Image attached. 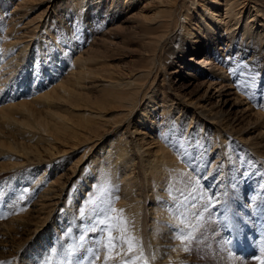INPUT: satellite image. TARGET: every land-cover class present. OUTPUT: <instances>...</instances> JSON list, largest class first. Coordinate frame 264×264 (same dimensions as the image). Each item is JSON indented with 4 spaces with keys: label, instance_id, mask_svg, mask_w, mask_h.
<instances>
[{
    "label": "bare ground",
    "instance_id": "obj_1",
    "mask_svg": "<svg viewBox=\"0 0 264 264\" xmlns=\"http://www.w3.org/2000/svg\"><path fill=\"white\" fill-rule=\"evenodd\" d=\"M35 1L37 0H19L13 6L14 8L7 14L3 40L0 43L2 50L0 53V96L6 94V97L9 95L13 97L16 94L15 91L4 93L2 90V87L7 86V83L12 82L11 80L17 79L20 88H23L22 84L29 82V77L28 80L22 81L19 74L27 76L30 66V75L33 74L32 83L36 76L46 70V73L41 75L42 81L40 79L38 83L41 86L45 83V77L50 76L53 70L56 74L58 73L55 79L53 78L50 82L51 84L47 85V88L41 89L42 92L38 94L35 92V95L32 96L35 97L32 100L34 104L36 98L46 102L41 110L34 109L31 102L26 104L27 102L21 99L18 102H9L4 106L6 111H0V158L12 156L20 162L23 159L22 165L40 163L41 159L36 145L43 142L51 147L52 142H56L55 140L71 141L72 146L85 145L87 158L91 154L94 142L100 138L99 134L107 133L106 129L111 132L115 131L118 126L127 123L129 115L133 114L137 105H143L144 100L147 101L144 110L147 109L148 103L153 102L152 95H146L145 86L140 83L147 74H150L149 71L130 69L125 74L115 70H110V72L106 65H92V62L96 60L107 61L112 58L111 53L117 48L118 43V35L117 33L112 34V30L121 31L126 28L125 24L135 22L134 17L143 20L141 12L144 7L149 5L157 10V15L161 13L166 15L149 25L148 28H146L147 25L140 28L136 26L134 30L125 32L123 38L128 41H142L146 45L144 55L149 63H155L158 54L165 50L168 42L178 54L173 58L174 60L171 59V64L177 62L175 58L184 59L183 56L189 49L193 50V55H197L200 53L198 49L203 47L205 55L199 60H196L193 55L187 59L188 62H192L191 69L186 73L187 80L180 86L170 84L173 87L172 97H164L156 103V108L161 110L158 117L148 120L145 125L137 120L138 128L131 130L128 122L121 132L119 130L115 136L108 140L107 146L90 174L91 182L86 185L92 189L94 181H97L105 173L108 175L112 185L119 189L120 199L116 202L115 207L124 209V214L133 220L135 234L141 238L146 252L151 255L153 250H158L157 260L151 264H180L181 261H186L188 264L193 257L190 258L189 254L179 251V241L171 239L168 227L169 224H180V220L177 219L179 213L171 207L173 197L178 195L175 189H172L173 195L169 194V189L173 184L175 188H182L187 192L193 187L191 181L199 178L204 184L201 185L200 181V187L196 192L197 196L200 195L201 190L205 198L216 193L217 200L222 202L223 206L232 207L234 211L245 210L247 212L248 203L253 199V193L256 192L257 186L261 185L264 179V109L261 108L253 114H247V110H251L250 105H247L246 108H239L242 96H245L246 99L251 98L253 103L256 100H261V106L264 107V46H260L262 42L260 35L257 32L254 34V25L249 19L254 16L253 13L256 15L263 12L264 0H225L223 18L221 19L226 20L223 36H231V39L226 38L228 43L222 42L225 48L218 47L217 42L214 43L215 39L208 40V45L198 46L199 41L196 37L193 39V34L188 29L190 24L183 25L188 18V12L198 4L197 0H187L182 7L183 10L179 12L181 23L178 25L179 32L177 34L175 31L168 34L167 30L172 22V13L177 11L175 6L184 0H145L146 4L142 8L140 7L139 11L133 12L127 19H122L119 24H113L106 31L102 27L103 19L96 22L94 28H100L99 33L102 35H93L86 41L89 44L86 47L78 45L76 51L78 53L73 56L70 65L69 60L66 62V53L62 54L65 52L64 47L70 51L69 44L59 45L61 50L58 52L54 48V52L53 47L39 48L38 42H36L29 51L27 42L40 17V13L28 16ZM84 1L86 0H79L80 8L86 7L89 3L86 2L83 5ZM124 1L127 5L135 2V0ZM250 3L253 4L250 5ZM85 11L88 12V8ZM207 14L210 21L216 15L213 12ZM243 19L244 24H241V30L237 31V26ZM48 20L49 16L46 18L44 26ZM208 29L209 24L205 23L203 31ZM106 34L111 35L106 38L104 36ZM181 35L192 42L183 39ZM95 44L100 47V50L94 55L92 45ZM191 44H196V46L190 48ZM230 46L233 51L228 53V57H217V52H225L226 49L229 51ZM24 48L30 57L26 61L21 57L23 62L16 64L15 58L20 57L19 53ZM62 55H65L63 61L68 65L67 71H63V68H56L59 66L58 61ZM218 61L224 65H220ZM179 68L181 67L177 65L174 69H170L167 79L171 75L178 76ZM235 69L237 70L235 71ZM232 72H234L235 78L229 75ZM250 74H255L254 82ZM249 84L252 86L248 87ZM31 89L33 90V88ZM175 89L180 91L175 92ZM12 92L14 93L12 94ZM89 95L92 96V99ZM193 104L204 108V110L197 109L198 111L194 110L193 112L205 122L212 123L214 130L217 131L211 140L201 130L198 133L194 130L188 132V126L187 128L184 126L181 118L184 112L183 107H190ZM113 109L117 110L112 115L104 114ZM208 109L212 113L211 117L207 115L209 114ZM42 116L46 117L47 121L39 123ZM116 117L122 119H116ZM139 118L143 119L140 116ZM75 121H78V124L75 125ZM148 124L151 126L157 124L155 134L149 132ZM3 126L7 128V132L3 131ZM197 128L200 129L199 125H196ZM23 129L25 133L34 129L39 134L34 135L33 145L29 146L28 152H24L26 158L21 159L18 155L7 151L14 149L15 144L10 141L4 142V140L7 138L15 140L20 130ZM127 135L131 137L130 140L126 139ZM180 137L184 138L183 143L188 157L190 159L195 157V163L199 165L195 172L182 162V158L177 155V150L170 146L181 142ZM220 146L222 148L218 150ZM46 150L48 154L52 155L54 147ZM212 151L213 153H211ZM227 162L228 164H226ZM0 170H3L1 164ZM61 176L62 174L51 183L50 188L46 184L47 180L44 181L41 177L32 184L27 178L19 181L16 185L17 188L28 187L29 193L33 190L24 214L31 217L32 213L52 208L59 203L63 188L57 183ZM189 176L191 181H189ZM80 177L79 179H81ZM42 185H46V189L40 192ZM74 186L73 184L72 188ZM72 188L66 195L65 210L60 209V213L52 221L54 222L56 218L58 221L61 219L69 221L68 226L71 224L75 230L78 227L77 220L74 219L78 216V207L86 199L90 190L81 193V189H76L75 192L72 191ZM12 193L14 192L11 189L10 194ZM77 200L75 215L65 213L68 203L73 211ZM147 202L150 203L149 210L151 212V219L148 220L150 221L149 225L141 210L143 204ZM232 202L236 204L230 205ZM259 204H264V199H259L257 205ZM214 209L217 214L219 207L215 206ZM211 210L203 213L205 220L201 229L207 224V219L211 218L213 213ZM193 223H196V220H193ZM37 225L36 223L32 224L25 217H21V212L19 216L15 214L12 218L1 219L0 261H4L5 264H9V262L10 264H33L41 259L39 255L47 253L49 246L57 245L56 235L50 234L49 239L40 246L35 247L34 245V249L24 248L27 243H20V235L28 237ZM205 227L207 228V226ZM38 229L43 231V225L39 224ZM65 229L67 228L62 227L61 231L65 232ZM200 233L198 234L199 240L201 239ZM149 245H151L150 248ZM201 245V240L198 244H194V251L191 255L195 254L197 247ZM169 247H176L178 250L166 251Z\"/></svg>",
    "mask_w": 264,
    "mask_h": 264
},
{
    "label": "rangeland",
    "instance_id": "obj_2",
    "mask_svg": "<svg viewBox=\"0 0 264 264\" xmlns=\"http://www.w3.org/2000/svg\"><path fill=\"white\" fill-rule=\"evenodd\" d=\"M18 1L19 0H0V29H2V31H0V38H1L0 43L3 40L2 37L4 35L3 33L6 27L5 21L7 14L10 13L12 8H14L13 6H15L18 3ZM86 2H89L86 5V7L84 6V8L82 7L80 8L79 0L35 1L34 4H32L31 13H29L28 16L33 15V13H40V17L37 19L36 28L34 29L31 38H29L27 42L29 45L28 46L29 51L31 46L34 45L36 42H38L37 44L39 48L43 46L45 47L48 46V48L53 47V51L55 48V50L57 49L58 52L61 50V48H59L60 47L59 45H63V43H65L66 45L69 44L70 51H68L67 47H64L65 52H63L62 54L66 53V57H67L66 62H68L69 60V65H70L73 56L78 53L76 52L78 45L86 47L87 45H89L88 42H86L89 40V38H91L93 35H98V34L102 35L101 33H99L100 28L97 29L94 28V24L96 22L103 19L104 25L102 27L106 31L113 24L117 25L122 19H127L130 15L133 14V12L139 11L140 7L142 8V6L145 5L147 1L135 0L133 4L127 5L124 0L123 1L86 0L83 2V5ZM186 2L187 0L180 1L178 2V5L175 6L177 11L172 13V17H171L172 22L167 30L168 34L173 31H175L176 34L179 32L177 30L179 23H181L179 20V12L183 10L182 7L186 4ZM224 2L225 0H197L198 4L188 12V18L186 19V23L183 25L188 26L190 24V26H188V29L193 34V39H195L196 37L197 41H199L198 46L208 45L207 43L208 40L215 39L214 43L217 42L218 47L221 46L222 48H225L223 43H228L226 38L228 37V39H231V36H223V34H225V32H223V29L226 27L225 26L226 20H221L223 18V11L225 8ZM252 4L253 3H250V5ZM86 8H88L89 13L85 11ZM143 9H144L143 12H141L143 16V20L134 17L135 22L131 24L130 23L125 24L126 28L122 29L121 31L112 30V34L117 33L118 35L117 48L111 53L112 58L107 59V61L96 60L92 62L93 66L106 65L107 67H109V71L115 70L118 72H123L125 74H127L130 69L136 71L147 70L150 72V74H147L146 77H144V79L140 81V83L143 86H145L146 95L148 96L152 95L153 102L148 103V107L146 110H144V106L147 103L146 100H144L143 105L139 104L136 106L137 108L134 110L133 114L129 115L127 120L130 124L129 127L130 130L134 128H138L137 127V124H139L138 121H141L145 125L147 124L148 120H152L154 117L159 116L158 114L161 113V110L156 108V103L160 102V100H162L164 97H172L171 94L173 92V87L171 85L180 86L182 83H184L187 80L186 73L191 69V65H192V62L187 61V59L193 55L192 49H189V51H187L185 56H183L184 59L175 58L177 62L171 64L170 63L172 62L171 59L176 57L178 54L171 47V43L168 42L166 44L165 50L158 54L155 63L151 64L144 55V51H146V45L143 44L142 41H128L123 38L125 32H128L129 30H134L136 26L140 28L142 26L147 25L146 28H148L149 25L158 21L160 18H162L163 15H166L164 13L157 15V10L153 7H150L149 5L148 7L146 8L144 7ZM211 12L215 13L216 15L214 16L215 18L210 21V18H208L207 13H211ZM45 15L47 17L49 16V20L46 22V25L44 26V22L47 18ZM253 15L254 16L249 18L251 20L249 21L252 22V24L254 25L253 26L254 34L257 32V34L260 35V38L262 40L260 46H264V10L263 12H260L256 15L255 13H253ZM205 23L209 24V29L207 31H203V25ZM241 24H244V19L243 21L241 20V22L238 24L237 31L241 30ZM110 35L111 34H106L104 36L107 38ZM181 37H183V39L185 40L190 41L187 37L183 35H181ZM193 46L195 47L196 44L194 45L191 44L190 48H193ZM92 48H93L92 50L94 51V55L97 54V52L100 50V47L96 44L92 45ZM0 50H1V45H0ZM232 51L233 50L231 49L230 46L229 51L228 49H226L225 52L223 51L217 52V57L220 58H223V56L228 57V53H231ZM22 52L19 53L21 54L19 58H15L16 64H18V62L22 63L23 59L26 61V59L30 57L29 54L28 55L26 54L27 51L25 50V48L24 50H22ZM198 52L200 53L197 55H193L195 56L196 60H199L202 56L205 55V51L203 50V47H201V49H198ZM64 56L65 55L60 56V59L58 61L59 66L56 68H63V71L64 70L67 71L68 65H66V62L63 61ZM169 58L170 60L168 61ZM218 63L220 62L218 61ZM177 65L181 67L179 68L180 69L178 72L179 75L178 76L171 75L167 79V74L170 72L169 70L174 69L175 67H177ZM220 65L223 66L224 64L220 63ZM30 68L31 66L28 68L29 73L27 71V76L25 74L24 75L19 74V77L20 79H22V81L24 79L28 80L29 77L28 80L29 82L22 84L23 88L19 87L20 84L18 85L19 81L17 79H15L14 81L11 80L12 82L7 83L6 87H2L4 93L6 91L9 92L15 91L16 94L13 97H11L12 95L6 97V94L0 96V111L1 110L6 111L4 106L9 104V102L12 101L18 102L21 99L24 100V102H27L26 104H30L31 102L33 108L38 110H41L42 107L45 105L46 102L40 98H36L34 104L32 100L35 97L32 96L35 95V92H37L38 94L42 92L41 89L47 88V85L49 86L51 84L50 82L52 81L53 78L55 79L58 73L56 74L53 70L52 71L53 73L51 72L50 76L45 77L46 78L45 83H43L41 86L38 83L40 82L41 75L45 74L46 70L44 69L45 71L41 72L39 76H36L34 79L35 80L34 83H32L33 74L30 75L31 73ZM236 70L237 69H235V71ZM229 75H232L233 78H235L234 72L230 73ZM31 88H33V90ZM176 91H180V90L175 89V92ZM241 92H243V90H241ZM13 93L14 92H12V94ZM90 98L92 99V96H90ZM240 101L241 102L239 103V108H246L247 105H250L251 110L248 111L249 109L248 110L246 109L247 114L248 113L253 114L256 110H259L261 108L264 109V107L261 106V100L259 101L256 100L255 103H253L251 98L246 99L245 96H242L240 98ZM197 109L199 111L204 110L203 107H201L200 105L196 106L195 104L191 105L190 107L188 106L183 107L184 112L181 115V118L184 122V126H186V128L188 126V132H192L194 130L196 133H198L199 130H201V132L207 134L208 138L211 140L212 137L216 135L217 131L214 130L212 123L205 122L204 119H201L197 114H195V112H193L194 110L198 111ZM116 110L117 109H113L104 114L110 116ZM208 110H209V114L207 115L208 117H211L212 113H210V109ZM139 116L142 117L143 119L140 120ZM116 119H122V118L116 117ZM45 121H47V118L42 116L39 123H43ZM128 122L118 126L115 131L111 132L110 130L106 129L107 133H104L102 135L99 134L100 138L94 142V146L91 150V154L87 158H86L87 155L85 153V149H86L85 145L78 144L76 146H72L71 141L63 142L61 140H55L56 142L55 143L52 142L51 144L54 147L52 155L48 154L46 150L52 148V146L48 147L46 143L41 142V144H37V145L35 144L38 148V154L40 156L41 162L36 164L22 165L24 161L22 158H26L24 152H28L29 146L33 145L34 135L39 134L37 130H34L35 129L34 128L33 130L25 133L23 129L20 130V133L15 140L9 138L4 140V142L10 141L12 142V144H15L16 147L14 149L7 151H9V153L11 154L18 155L22 159V162H20V160L12 158V156L0 158L1 168H3V170H0L2 171L0 173V211H5V210L13 211V209L4 208V201L5 200L11 201L12 194L17 193L19 192L20 189H22V187L19 188L16 187V185H18L20 180L27 178L30 180V184H32L39 177H41L44 181L47 180L46 184L50 188L52 185L51 183L62 174V176L59 178V182L57 183L58 185H61L63 188L58 204L54 205L52 208H45V210L42 209L39 210L37 213H32L31 217L24 214V211L21 212V217H25L32 224L36 223L38 225L39 224L43 225V231L38 229V225H37L36 228H34V230L28 235V237L25 238L23 234L20 235L19 237V239L21 240L20 243L22 244L27 243L24 246V248L29 247L31 249H34L35 247L40 246L45 240L49 239L50 234L56 235L55 237H57V239L60 238L61 234L62 235L64 234V232L61 231L62 227L68 228L69 221H63V219L58 221L57 218L54 220V222L52 220L56 217L57 214L60 213V209L63 208V211L65 210L64 204L66 201L67 193L71 190L73 184L75 186L72 188V191H75L76 189H81V193L83 192L85 193L86 191L91 190V188L86 187V185L90 184L91 182L90 174L95 168L96 162L100 159V155L107 146L108 140L112 136H115V134H117L119 130L121 132L128 125ZM74 124L75 125L78 124V121H75ZM196 125H199L200 129L198 128L196 129ZM156 126L157 124H155L154 126L148 124L149 132L151 134H155L154 132ZM4 130H6L5 132H7V128H4L3 126V131ZM126 139L130 140L131 137L127 135ZM221 148L222 147L220 146L218 150H220ZM211 153H213V151ZM226 164H228V162ZM74 165H76L75 168H73ZM7 166H9V168H7ZM79 177L81 179H79ZM44 181L43 183H45ZM203 184L204 182L201 181V185ZM83 185H85V188H83ZM41 187L42 189L40 190V192L46 189V185H42ZM11 189L14 192L12 194H10ZM259 191L260 193H258ZM263 191H264V179L262 181V184L257 186L256 192L253 193L254 195L252 196V198L254 200L252 199L250 203H248L247 212L245 210L242 211L238 209H237L238 211H234L232 210V207L229 208L227 206H223L221 204L222 202L217 200L216 207H219L217 214H215V209H214L215 207L209 208L213 210L212 213L213 216L211 215V218L207 219L208 220L206 221L207 224L204 225L203 229H201L200 232L202 234L200 233L201 235L200 240L202 241V245L197 247L195 254L193 255L189 254V257L191 258L192 256L193 258L192 261L188 262V264H225V262L222 261L220 257L222 255L226 256L228 253L222 252L221 249L243 247L246 250H249V249H254L255 246L260 247L262 244H264V204L257 205L259 199L261 200L264 199V195H262L264 194ZM32 193L33 190L31 191V193L28 194V197L25 199V201L20 202L17 207L26 208V206L28 205L31 199L30 195H32ZM81 193L80 196L82 195ZM146 197L148 198L147 194ZM253 201H255L256 203ZM235 204H236L235 202H232L230 205H235ZM76 205H78V200L75 202V207H73V211H74L73 213L68 203V209L65 211V213L75 215V212L77 210ZM149 208H150V203L148 202L143 204V207L141 208L144 214V218L147 221L148 225L150 224V221L148 220L151 219V212ZM14 215L13 214L9 215L7 218H12ZM17 216H19V214H17ZM1 219L3 218H0V220ZM205 226H207V228ZM222 232L227 233V235H229L230 233L232 234V236L228 238ZM255 238H257L258 240H255ZM34 245L35 247H33ZM257 253L259 254V250H257ZM46 254L47 253L43 254L42 256L39 255V257H41L42 260L41 259L37 260L33 264H39V263L43 264V258L45 257ZM250 254L251 253H249V256ZM233 256L234 259L231 261V264H256L255 259L251 258L250 260L249 259L242 260L239 258L238 255L236 256L233 255Z\"/></svg>",
    "mask_w": 264,
    "mask_h": 264
},
{
    "label": "snow or ice",
    "instance_id": "obj_3",
    "mask_svg": "<svg viewBox=\"0 0 264 264\" xmlns=\"http://www.w3.org/2000/svg\"><path fill=\"white\" fill-rule=\"evenodd\" d=\"M250 75L254 82L255 74ZM251 86L252 84L248 85ZM179 139L181 142L170 146L177 150L182 162L195 172L199 165L195 163V157L191 159L188 157L183 143L184 138ZM191 183L193 187L187 192L182 188H175L174 184L169 189L170 195H173L172 189L178 193L173 197L171 207L177 210L179 213L177 219L180 220L179 225H168L170 236L173 241H179V251L186 254H191L194 251L193 245L200 242L198 234L205 220L203 213L208 212L209 208H214L218 199L216 193L205 198L202 190L199 196L196 195L200 187L199 178ZM29 191L28 187H23L12 195L11 201L5 200L4 208L13 211H0V218L25 211L26 208L17 206L25 201ZM118 191L106 173L94 181L86 199L78 207V216L74 218L78 227L74 230L70 224L65 229L62 237L58 238L57 245L49 246L43 264H151L156 261L158 250H153L149 255L141 238L135 234L133 220L124 214V209L115 207L120 199ZM193 220H196V223H193ZM177 250L176 247L166 249ZM221 251L228 254L222 255L220 259L225 264H231L234 259L231 250ZM255 261L256 264H264V244L260 246ZM0 264L5 262L0 261ZM180 264H186V261H181Z\"/></svg>",
    "mask_w": 264,
    "mask_h": 264
}]
</instances>
